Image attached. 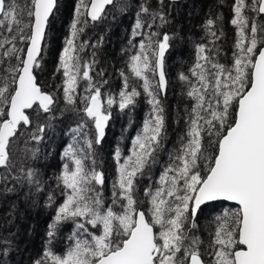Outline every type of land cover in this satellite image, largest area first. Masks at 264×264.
Returning <instances> with one entry per match:
<instances>
[{"label": "snow or ice", "instance_id": "obj_1", "mask_svg": "<svg viewBox=\"0 0 264 264\" xmlns=\"http://www.w3.org/2000/svg\"><path fill=\"white\" fill-rule=\"evenodd\" d=\"M114 3L77 0L56 68L62 75L56 86L65 105L61 109V97L37 81L58 0H0V196L27 188L25 201L35 206L46 196L44 206L55 211L47 246L32 264H264V0H233L235 40L230 57L223 54L227 62H221L220 16L209 14L202 24L205 35L194 46L195 62L188 74H178L194 101L186 114L187 127L158 179L142 188L144 199L137 186L157 163L167 137L161 99L168 85L166 53L182 37L179 31H161L169 23L165 0H155V6L153 0H136L132 38L139 40L135 45L129 41L136 50L127 67L139 88L121 71L119 100L112 95L102 99L108 81L97 82L92 74L100 41L91 44L80 36L89 20L103 19L106 7ZM128 7L125 3L120 10ZM88 47L93 54L85 60L80 53ZM97 75L103 78L105 73ZM81 81L86 85L83 96ZM141 89L150 112L128 155L119 147L113 153L117 176L106 204L105 173L96 167V148L106 137L113 105L121 112L134 108ZM65 111L77 112L81 119L71 129L74 142L64 149L59 171L49 177L35 166L38 145ZM25 135V145L34 146L25 148L17 166L13 145ZM50 181L59 189L60 202ZM218 200L237 207L215 217L202 252L197 210ZM16 207L11 205L9 215ZM69 221L75 227L73 243L57 254L51 245L59 226ZM13 236L0 238V264H6L3 258L13 247Z\"/></svg>", "mask_w": 264, "mask_h": 264}, {"label": "trees", "instance_id": "obj_2", "mask_svg": "<svg viewBox=\"0 0 264 264\" xmlns=\"http://www.w3.org/2000/svg\"><path fill=\"white\" fill-rule=\"evenodd\" d=\"M61 1H64L62 5ZM76 3L77 0H58V11L60 5L61 10L56 12V18L48 29L47 47L43 53L44 68L43 71L37 72V80L40 86L44 90L53 92L58 97H61L58 103V107L61 109L65 105L62 99V92L56 86L61 84L62 75L56 72V68L59 55L65 45V39L70 33V25L75 16ZM125 3L129 7L125 11H121V6ZM135 3L136 0H116L106 10L103 19L97 22L89 20L87 25L83 26L84 32L80 36L81 41H88L91 44H96L97 41H100L99 47L95 49V59L98 63L92 74L94 80L97 82L101 81V79L108 81L107 85L101 89L102 99H106L108 95H112L117 101L119 100L118 93L123 86V78L120 75L121 71L129 75L130 84L139 88L140 82L130 75L127 67L129 56L136 50L130 47L129 41L131 40L132 44L135 45L139 40V37L132 38V27L135 21V8L133 6ZM232 3L233 0H183L169 4L168 0H165L169 23L164 25L161 31H179L182 39L177 40L166 55L168 85L166 95H163L161 99L165 108L167 137L165 147L158 153L157 163L152 166L150 172L141 179L137 186L140 199L144 198L142 188L148 185L149 180L155 182L164 167L170 162V154L175 152L180 143V136L187 127L185 123L186 114L194 101L185 94L187 85L184 81L178 79V74L181 72L188 74V69L194 64L196 58L194 46L205 35L202 24L209 14L219 15L221 18L218 24V27L224 33L220 42L223 50L221 62H227V57H224V53H228L230 57L229 50L235 40V28L230 24V19L233 15ZM153 5L155 6V0H153ZM92 54L93 49L91 47L86 48L80 53L85 60L91 59ZM178 54L181 56L180 59L178 58ZM101 70L105 73L103 78L97 75ZM85 86V82L81 81L78 90L80 96L85 95ZM141 93V96L137 98L134 108L121 112L116 105H113L111 109L113 118L109 121V126L106 129V137L102 146L96 148V167L105 173L103 193L106 204L111 203L112 184L117 176V165L113 153L119 147L124 152L123 155H128L131 140L141 130L143 122L150 112V105L147 103V98L144 96L142 89ZM78 106H82L79 101ZM80 119L81 114L73 111H65L63 116H58V119L55 121L54 130L49 131L46 140L38 145L40 149L38 160L40 162L37 163L36 161L35 166H38L40 169L47 166L52 171L53 176L59 171L64 149L68 144L74 142L71 129L76 126ZM84 119L87 121L86 117ZM87 123L89 124V128H91V122L87 121ZM26 139V135L20 136L13 145L17 166H19L20 161L26 155L25 148L34 146L31 143L25 145L24 141ZM56 140H58L57 143ZM52 145L55 146L57 161L56 159H50L45 166L42 163L43 157L49 155V149ZM30 163L32 162L25 161L26 165ZM87 163L90 165L91 162L88 161ZM50 183L52 184V188L56 189L55 183L53 181H50ZM21 192L22 194L14 193L12 196L9 194L0 196V229L1 225L5 224L7 220V211L9 210L10 212V202H13L12 200L16 199V197H20V194L24 196V192ZM58 192L59 189H56V198L59 197L57 198V202H60V195H57ZM15 194L17 195L14 196ZM38 199L40 208H38V204L35 206V209L38 208L35 212L37 218L33 214L34 209L28 205L29 203L27 204L24 199H20L17 202V219L11 231L14 233L13 230L18 227L19 231L17 232H20L17 236L19 237L17 240L18 244L28 242V237L31 236L35 224H37L40 230L34 235L33 245L28 244V249L33 246L35 256L32 254L33 252L30 254L27 253L28 251L25 252L22 257L24 261L20 264H32L33 260L38 259L43 254L47 246L48 237L46 233L48 225L53 221L55 211L52 208L50 213L46 212L44 208L46 196L39 197ZM236 207V205L227 202H215L207 204L200 209L197 214V223L200 229L198 234L201 235L204 241V246L201 248L202 252L208 246L215 217L221 215L224 211L235 209ZM88 227L89 231H95L91 226ZM74 231L75 227L70 221L60 225L56 238L51 245L53 251L57 254L65 252L73 243L71 237ZM11 252L12 250L6 256V259L12 256L13 253ZM205 259L207 260L208 258L205 257Z\"/></svg>", "mask_w": 264, "mask_h": 264}, {"label": "rangeland", "instance_id": "obj_3", "mask_svg": "<svg viewBox=\"0 0 264 264\" xmlns=\"http://www.w3.org/2000/svg\"><path fill=\"white\" fill-rule=\"evenodd\" d=\"M64 1H61V5H62V3H63ZM61 5L59 6V11L61 10L60 8H61ZM58 11V12H59ZM178 58L180 59L181 58V56L178 54ZM58 142V140H56V143ZM50 150V152H49V155L47 156V157H43V161H42V163L46 166V164H47V162L48 161H50V159H56V161H57V158H56V153H55V146H51V148L49 149ZM122 153H124V152H122ZM53 156H55V157H53ZM124 156H127V155H125L124 154ZM42 159V158H41ZM40 161L39 160H37V163H39ZM55 162V161H54ZM39 165V164H38ZM42 171H45L46 172V174L50 177H52L53 176V173H52V171L50 170V169H48L47 168V166L46 167H44V168H42L41 169ZM25 191H27V188H25L24 190H23V192H25ZM18 193H21L22 194V192L21 191H18ZM17 193V194H18ZM14 193H9V195L10 196H12ZM17 194H15L14 196H16ZM20 194V197H16V199H14V200H12L13 202H10L11 204H10V212H11V205L13 204V203H15L16 204V211L14 212V213H12L11 215H9V210L7 211V220L5 221V224L3 223L2 225H1V229H0V238H2V237H6V236H8L9 235V233H12V234H14V236L12 237L13 238V247H12V252L11 253H13L12 254V256L10 257V258H8V259H6V257H5V261H6V264H20L22 261H24V260H22V257H23V254L25 253V252H27V253H32L33 255L35 254L34 252H35V250H34V248H33V246H31V248H29L28 249V244L29 245H33V242H34V235H36V233H38V231H40L39 229H38V227H37V224H35L34 225V229H33V231L31 232V236H29L28 237V242H26V243H23V244H18V242H17V240L19 239V237H17L19 234H20V232H17V231H19V229H18V227H16V229L15 230H13L14 231V233L11 231L12 230V227H13V224H15L14 222L16 221V219H17V210H18V205H17V202L20 200V199H24V196H22ZM60 195V193L58 192L57 193V195ZM58 195V196H59ZM13 196V197H14ZM57 198H59V197H57ZM144 199V198H143ZM25 200V199H24ZM38 201H39V199H38ZM27 202V204L31 207V208H33L34 210H33V214H34V216L37 218V215H36V210L38 209V208H40V206H39V202H38V208L37 209H35V206H37V205H33L32 203H31V201H26ZM44 208L46 209V212L47 213H50L51 212V209L52 208H48V207H45L44 206ZM38 222V221H37ZM37 227V228H36ZM16 241V242H15ZM10 256V255H9ZM35 256V255H34Z\"/></svg>", "mask_w": 264, "mask_h": 264}, {"label": "water", "instance_id": "obj_4", "mask_svg": "<svg viewBox=\"0 0 264 264\" xmlns=\"http://www.w3.org/2000/svg\"><path fill=\"white\" fill-rule=\"evenodd\" d=\"M181 1H183V0H173V2H175V3H176V2H181ZM110 6H112V5H110ZM110 6H107L106 9H105V11H106ZM166 54H167V53H166ZM37 81H38V80H37ZM39 85H40V84H39ZM1 170H2V169H0V171H1ZM215 202H227V203H231V204L236 205L234 202L224 201V200H218V201H213V202H207L205 205H202L201 208L204 207V206H206L207 204L215 203ZM201 208H200V209H201ZM200 209L197 210V214L199 213Z\"/></svg>", "mask_w": 264, "mask_h": 264}]
</instances>
